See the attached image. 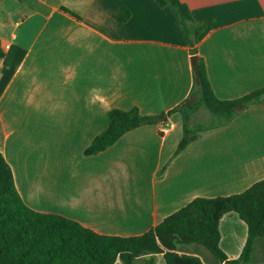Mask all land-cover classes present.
Here are the masks:
<instances>
[{"label":"crops","instance_id":"obj_1","mask_svg":"<svg viewBox=\"0 0 264 264\" xmlns=\"http://www.w3.org/2000/svg\"><path fill=\"white\" fill-rule=\"evenodd\" d=\"M180 1L207 24L197 51L217 97L263 88L264 0ZM0 38V152L31 209L100 234L139 236L196 198L239 194L264 179V97L204 132L163 174L183 137L179 113L167 128L145 126L96 156L84 154L110 110L158 116L189 98L194 56L170 8L155 0H0ZM220 229L221 249L239 258L247 225L226 215ZM196 246L177 251L221 264ZM155 264H166L163 255ZM252 264H264V238Z\"/></svg>","mask_w":264,"mask_h":264},{"label":"trees","instance_id":"obj_2","mask_svg":"<svg viewBox=\"0 0 264 264\" xmlns=\"http://www.w3.org/2000/svg\"><path fill=\"white\" fill-rule=\"evenodd\" d=\"M168 7L178 18L191 54L197 56L201 76L196 80L187 100L167 114L142 115L138 108L113 109L108 113L106 130L95 137L85 150L86 156H96L114 146L125 134L136 129L166 124L175 113L183 122L182 140L170 163L204 132L222 128L239 114V106L247 108L261 101L264 87L236 100L217 97L210 82L204 59L198 56L200 36L206 23H197L193 12L180 0H155ZM61 11L72 18H81L67 8ZM130 14L121 10L119 21L127 22ZM0 38V59L3 57ZM207 112L208 124L198 123L191 128L200 112ZM237 215L248 229L247 241L241 256L229 259L220 246V222L226 215ZM264 238V179L246 191L216 198H196L188 205L165 218L158 226L139 236L122 237L100 234L81 223L57 214L40 213L23 201L13 170L0 152V264H155L163 255L166 264H204L197 256L180 254L179 246L201 245L221 264H252L257 240Z\"/></svg>","mask_w":264,"mask_h":264},{"label":"rangeland","instance_id":"obj_3","mask_svg":"<svg viewBox=\"0 0 264 264\" xmlns=\"http://www.w3.org/2000/svg\"><path fill=\"white\" fill-rule=\"evenodd\" d=\"M208 113L207 112H200L193 120L192 124H191V128H196L198 123H204V124H208L209 121V117H208ZM29 145L26 146V150L28 151ZM199 247V249L201 251H203L204 253L210 255L211 257L214 258V256L211 254V252L209 250H207L205 247L203 246H196Z\"/></svg>","mask_w":264,"mask_h":264},{"label":"water","instance_id":"obj_4","mask_svg":"<svg viewBox=\"0 0 264 264\" xmlns=\"http://www.w3.org/2000/svg\"><path fill=\"white\" fill-rule=\"evenodd\" d=\"M192 64H193V67H194V71H195V74H196V80L199 81V78L201 76V72H200V67H199V60H198V57L197 56H194L192 58ZM244 108V106H239L237 107V111H241L242 109Z\"/></svg>","mask_w":264,"mask_h":264}]
</instances>
